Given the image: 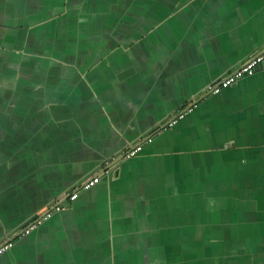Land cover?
Wrapping results in <instances>:
<instances>
[{
	"label": "crops",
	"instance_id": "1",
	"mask_svg": "<svg viewBox=\"0 0 264 264\" xmlns=\"http://www.w3.org/2000/svg\"><path fill=\"white\" fill-rule=\"evenodd\" d=\"M263 48L264 0H0V264H264V67L206 95Z\"/></svg>",
	"mask_w": 264,
	"mask_h": 264
},
{
	"label": "built area",
	"instance_id": "2",
	"mask_svg": "<svg viewBox=\"0 0 264 264\" xmlns=\"http://www.w3.org/2000/svg\"><path fill=\"white\" fill-rule=\"evenodd\" d=\"M261 66L264 67V48L256 55L249 57L243 64L237 67L233 72L229 73L223 80L216 84L208 86L206 89V95L220 94L223 90L235 85L240 80L254 76L257 68ZM196 108L197 104L191 103L188 107L181 110V112L174 115L165 125L164 130L171 129L177 126L188 115L194 113ZM152 142V138L143 139L138 144L130 147V149H128L127 151H124L121 156L124 159H132L142 153L144 147L148 144H151ZM101 177L102 174H94L93 176L87 178L75 189L74 192L62 197L61 202L57 201L52 207H50L48 210L44 211L42 214L36 217L33 221L28 223L26 227L22 230V232L19 234L20 237L29 236L44 222L52 219L56 214L64 211L67 202L73 203L77 201L79 198V193L82 191H88L96 187L100 183L102 179ZM14 245L15 244L13 241H7L6 243H2L0 245V257L12 250Z\"/></svg>",
	"mask_w": 264,
	"mask_h": 264
},
{
	"label": "water",
	"instance_id": "3",
	"mask_svg": "<svg viewBox=\"0 0 264 264\" xmlns=\"http://www.w3.org/2000/svg\"><path fill=\"white\" fill-rule=\"evenodd\" d=\"M122 159H124L123 157H122ZM89 178V177H88Z\"/></svg>",
	"mask_w": 264,
	"mask_h": 264
}]
</instances>
